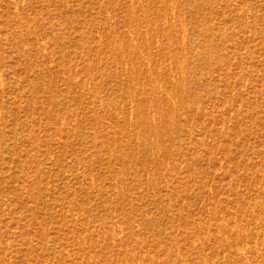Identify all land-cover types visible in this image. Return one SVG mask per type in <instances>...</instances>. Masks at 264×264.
Wrapping results in <instances>:
<instances>
[{
  "label": "rangeland",
  "instance_id": "rangeland-1",
  "mask_svg": "<svg viewBox=\"0 0 264 264\" xmlns=\"http://www.w3.org/2000/svg\"><path fill=\"white\" fill-rule=\"evenodd\" d=\"M0 264H264V0H0Z\"/></svg>",
  "mask_w": 264,
  "mask_h": 264
}]
</instances>
